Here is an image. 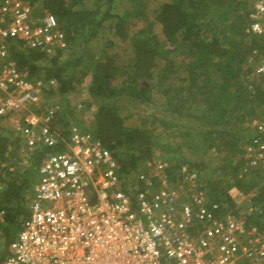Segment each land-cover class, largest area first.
Masks as SVG:
<instances>
[{"label":"built area","instance_id":"1","mask_svg":"<svg viewBox=\"0 0 264 264\" xmlns=\"http://www.w3.org/2000/svg\"><path fill=\"white\" fill-rule=\"evenodd\" d=\"M250 28L264 32V0H256ZM28 0H0V127L24 114L15 129L27 148L50 151L8 254L0 264H264V232L241 204L224 207L198 189V174L172 176L157 161L120 173L112 151L78 125L66 134L52 124L56 107L32 112L54 79H34L8 53V40L52 55L67 46L58 18L36 15ZM264 76V60L255 67ZM244 147L249 168L264 169V122ZM3 212L0 211V220Z\"/></svg>","mask_w":264,"mask_h":264},{"label":"trees","instance_id":"2","mask_svg":"<svg viewBox=\"0 0 264 264\" xmlns=\"http://www.w3.org/2000/svg\"><path fill=\"white\" fill-rule=\"evenodd\" d=\"M28 1L34 6L39 0ZM100 2L46 0V6L49 4L52 10L49 12L62 25L67 46L56 48L49 55L43 49L29 48L24 42L8 40L10 58L31 78L56 79L59 83L58 92L62 96L73 90L79 79L91 72L93 81L90 91L93 95L119 94L123 88L118 87L115 82L117 77L124 76L125 82L129 83L126 88H131V94L136 93L139 97L149 89L144 85L131 87L133 83H140L138 76L142 72L152 75L151 68L157 65V59H164L161 79L168 80L177 70L171 57L172 52L176 46L182 47V55L188 62L185 68L182 66V86L177 87L175 92L182 93V105L188 104L185 110L189 113L196 111L191 117L209 126L203 130L194 126L183 128L182 152L187 148L205 156L210 149H214L218 153L225 151L238 157H228L220 163L218 166L221 172L213 181L202 176L206 165L204 160L187 171H195L201 184L198 189L205 190L210 200L217 201L224 207H235L238 198L246 196V218L264 232V169L249 168L245 171L247 162L243 158L244 147L253 140L256 132L240 126L246 118L253 117L259 106L264 107V76L255 73V67L264 60V32L255 34L250 28L254 5L250 0H166L156 9V19L162 24V38L153 32L142 30L144 39L134 47L133 57L127 66L115 69L111 65L112 61L106 59L104 62L94 60L88 68L83 65V49L98 34L104 21L114 16L111 13L112 0H109L106 12L98 19L96 14L100 11ZM117 17L114 27L123 32L127 16ZM86 27L89 28L88 32ZM75 46L80 49V55L74 60L65 61L63 56L71 49L74 50ZM48 56H51L50 59ZM45 60H48L46 64H41ZM40 73L42 74L38 75ZM117 113L108 105H101L97 116V130L86 131L95 134L112 151L119 163L120 173L128 174L139 169L141 162L147 161L149 157L140 158L130 151L121 152L120 148L149 147L143 136L149 132L143 129L123 131ZM112 122L115 126L111 128ZM235 124L238 127L231 128ZM113 128L118 132L115 131L114 137L110 134ZM192 128L197 130L194 129L197 138L191 133ZM11 140L14 139L0 127V183H4L0 191V211L3 212L0 220V243L4 249L2 260L8 254L9 244L14 239L20 222L29 213L31 198L28 193L32 184V168L21 171L13 169L10 164L1 167ZM49 151L45 147L33 151L34 156L42 155V158L39 157V162L32 165L39 169ZM127 153L130 154L129 157ZM9 159L13 163L16 160L11 157ZM169 164L172 172L178 167V164ZM185 164L187 165V161Z\"/></svg>","mask_w":264,"mask_h":264},{"label":"rangeland","instance_id":"3","mask_svg":"<svg viewBox=\"0 0 264 264\" xmlns=\"http://www.w3.org/2000/svg\"><path fill=\"white\" fill-rule=\"evenodd\" d=\"M100 1V11L96 14L98 19L106 12L109 0ZM164 1L166 0H112L113 9L111 13L114 16L104 21L98 34L83 49V65L89 68L94 60L104 62L106 59H109L112 61L111 65L115 69L127 66L133 57L134 47L144 39L141 33L142 30H148L162 38V24L156 19V9ZM250 2L253 5L256 0H250ZM34 8L37 14H41L46 10L52 12L50 5L48 4L46 6V0L37 1ZM118 15H122V17L127 16L126 26L123 32H119L114 27L118 21ZM88 30L89 28L86 27V32ZM175 48L171 57L174 59V65L177 70L168 80L161 79L164 73L163 67L165 60L157 59V65L151 68L152 75L149 76L142 72L138 76V82L140 83L136 82L131 85L133 88L137 85L141 87L144 85L148 88L149 91L144 95L138 97L136 93L131 94V88H126L129 84L125 82L126 77L119 76L116 82H113L118 87H122L123 91L112 96H95L90 91L93 75L89 72L86 76L80 79L78 78L80 81L75 84V88L65 96L60 95L58 92L59 83L54 79L55 84L49 87L47 86L43 90L41 103L31 108V111L43 113L48 106L56 107V117L52 126L58 133L64 134L67 133V129L71 125H78L83 130H97L99 107L101 105H108L112 110L118 112V119L121 122L120 127L123 131L143 129L145 132H149L148 135H143L145 137L144 142L149 147L136 149L123 146L120 148L121 152L130 151L140 158L144 156L149 157L147 161L141 162V165L138 166L139 168L146 166L147 163L166 161L174 165L178 164V167L176 165L173 172V177H178L181 170L194 169L197 163L204 160L206 165L204 166L205 169L202 172V176L213 181L221 172L218 166L220 163L228 157L234 159L238 157L235 154L230 155L225 151L218 153L214 149H210L205 156L200 154V152L196 153L187 148L182 152L183 128L194 126L195 128L203 130L209 126L198 120H194L191 115L196 114V111L193 110L189 113L188 110H185V108H188V104L182 105V93L178 94L175 92L177 87L182 86V68H185L188 62L185 56L182 55V47L176 46ZM73 49L66 52L63 56L65 61L74 60L80 55V49L77 46ZM50 57L48 56L49 59ZM48 60H45L41 64L45 65ZM115 69L113 71L117 72ZM45 79L48 80L47 78ZM133 90L136 91L137 88ZM190 107L193 109L192 106ZM25 116L24 113L8 119L6 126L3 127L6 135L12 137L14 140L8 143V152L5 155V161L2 162L1 167L10 164L13 169H19L21 171L32 168L33 171L31 170L32 172H30L32 184L28 193L30 198L39 177V173L37 176L38 171H36L38 167L35 168L32 164L38 163L39 157L42 158V155L34 156L32 151L27 148L26 138L21 137V134L14 127V123L22 122ZM260 122H264V107L262 105L257 108V112L252 118H246L245 121L241 122L240 126L255 130L257 123ZM113 126L115 124L112 122L111 128ZM236 126L237 124L231 125V128L234 129ZM194 129L192 128L190 130L195 135L194 138H197L195 132L197 130L195 129L194 131ZM111 131L113 132L110 134L114 137L117 130L113 128ZM127 154V157H129L130 154ZM9 157L16 159L14 163L13 160L10 161L11 159ZM186 161L187 165L185 164ZM3 186L4 183H0V191L3 189ZM246 198V196H240L236 202L237 204L242 203L240 207H243V212L246 211L244 207L247 201Z\"/></svg>","mask_w":264,"mask_h":264}]
</instances>
